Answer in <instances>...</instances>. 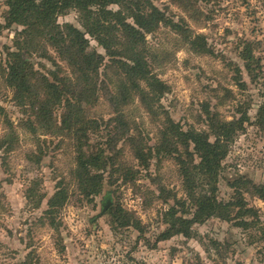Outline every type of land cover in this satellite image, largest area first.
<instances>
[{"label":"rangeland","instance_id":"374dc122","mask_svg":"<svg viewBox=\"0 0 264 264\" xmlns=\"http://www.w3.org/2000/svg\"><path fill=\"white\" fill-rule=\"evenodd\" d=\"M5 2L0 0V140L6 148L0 151V264H264V240L234 221L214 217L193 225L190 238L158 240L168 227L163 213L173 206L174 197L185 195L177 155L167 154L168 146L167 153L155 154L169 122L184 132H206L212 142L207 112L226 122L245 116L222 161L217 196L229 201L239 178L264 185V132L256 122L264 103V0H150L175 25L160 23L144 41L142 56L164 92L142 99L124 80L119 83L116 67H101L104 75L95 93L82 100L81 115L92 126L86 132L57 128L62 107L53 110L51 125L40 126L31 112H24L28 108L15 102L2 73L6 51H15L13 41L21 27L4 26ZM57 23L80 29L75 10L60 15ZM42 45V57L22 53L36 77L44 75L52 82L53 72L55 82L74 79L57 52ZM110 92L119 95L114 103ZM170 143L171 149L184 150L176 140ZM79 146L90 158L102 150L98 167L90 168L103 174L102 188L89 199L73 174ZM141 150H151L146 163L137 157ZM58 184L67 200L53 229L44 211ZM238 190L264 227V200L250 185ZM108 200L111 205L102 212ZM112 208L127 213L128 226L109 213Z\"/></svg>","mask_w":264,"mask_h":264},{"label":"trees","instance_id":"16d2710c","mask_svg":"<svg viewBox=\"0 0 264 264\" xmlns=\"http://www.w3.org/2000/svg\"><path fill=\"white\" fill-rule=\"evenodd\" d=\"M5 5L7 11L4 13V26L8 28L16 25L21 30L16 33L13 41L15 51H6V67L2 77L12 90L17 105L22 109L28 108L24 112H31L38 125H51L53 110L62 107L64 115L60 126H57L59 130H91L90 121L85 119V115H81V105L88 94L95 93L100 76L104 75L100 74L101 67H116L121 77L119 83L122 84L124 80V84L128 83L142 94V99L145 96L160 97L163 94V83L153 77L142 56L145 35L153 33L160 23L172 27L175 25L150 0H6ZM112 5L118 9H109ZM70 10L78 13L80 29L71 24L57 23V18ZM89 39L103 49L104 55L90 47ZM42 44L52 47L72 68L74 79L65 77L58 79L60 82H55L57 77L53 72H50L54 79L52 82L44 75L36 77L33 65L23 59L22 53H34L42 57L46 53ZM40 49L42 53L39 52ZM105 58L108 59V65L105 64ZM139 83H143L147 91L141 89ZM118 96V93L113 95L110 92L109 101L116 102ZM207 115L211 135L214 137L212 142L206 132L193 128L184 132L172 122L161 132L162 141L155 148V154L160 156L167 153L164 151L165 146H168L167 154L177 155L185 198L174 197L173 206L163 213V221L168 227L159 234L158 240L164 241L176 235L190 238L193 235V225L204 224L214 217L225 222L234 221L244 230L254 229L264 240V227L259 226L260 221L255 210L244 203L238 190L241 186L250 185L259 198L264 200V185L256 186L250 180L239 178L233 182L236 190L229 201L219 200L217 196L222 161L230 142L242 129L246 117L226 122L218 120L216 115L208 112ZM256 122L264 132V103L257 111ZM172 140H176L184 150L179 151L176 147L171 149ZM4 147V142L0 140V151L5 150ZM150 151L145 153L141 150L137 153L138 159L146 163L151 155ZM75 154L76 166L73 174L78 188L89 199L98 195L102 188L103 174L90 169L98 167L102 150L90 158L86 157L79 146ZM58 185L44 211V218L53 229L58 226L55 216L67 200L65 190ZM27 198L31 200L29 195ZM109 213L117 222H122V226L129 225L127 213L122 209L112 208ZM178 214L188 215L189 218ZM133 223L136 224L135 227H139V221L134 220Z\"/></svg>","mask_w":264,"mask_h":264},{"label":"water","instance_id":"95a60500","mask_svg":"<svg viewBox=\"0 0 264 264\" xmlns=\"http://www.w3.org/2000/svg\"><path fill=\"white\" fill-rule=\"evenodd\" d=\"M110 205H111V202L108 200L106 205H103L102 212H104Z\"/></svg>","mask_w":264,"mask_h":264}]
</instances>
